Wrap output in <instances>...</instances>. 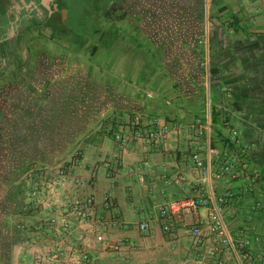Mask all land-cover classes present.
<instances>
[{"label":"crops","instance_id":"crops-1","mask_svg":"<svg viewBox=\"0 0 264 264\" xmlns=\"http://www.w3.org/2000/svg\"><path fill=\"white\" fill-rule=\"evenodd\" d=\"M135 115L170 133L122 147ZM78 149L58 202L34 195ZM227 192L230 244L203 208L165 228V204ZM86 199L91 219L58 239L51 223ZM243 240L264 264V0H0V264H37L42 246L83 264H247Z\"/></svg>","mask_w":264,"mask_h":264},{"label":"built area","instance_id":"built-area-1","mask_svg":"<svg viewBox=\"0 0 264 264\" xmlns=\"http://www.w3.org/2000/svg\"><path fill=\"white\" fill-rule=\"evenodd\" d=\"M128 126L130 128V137H127L124 134L123 128L116 135V141L120 143L122 147H125L129 144L130 139L133 138L137 141L147 142V143H160L165 140L168 136L169 129L166 127H161L156 131L150 130L143 124L142 118L138 115L131 117L128 120ZM84 159V153L82 150H75L69 160L68 164H64L63 167L59 170L58 174L51 178L46 184L41 186L39 190H35L34 195H46L49 197L50 202L57 201V193L61 189H65L68 184V175L67 173L71 168L78 167ZM193 165L200 170L201 176L204 179L205 183L210 178V169L207 163L198 154L193 155ZM144 167L146 169L152 170L153 165L150 162H145ZM222 173H232L235 172L236 166L233 163L227 162L221 165ZM144 182V178L141 179ZM75 183L78 185L80 180H75ZM167 184V180L165 181ZM156 184H153V188H156ZM234 197V194L227 192L224 195H221L215 201L211 200L209 197L200 196L186 198L179 200L173 203H167L160 209L161 217L167 219L170 224L165 228L169 230L173 223L174 218L182 213L184 210L196 211L200 208L206 209L208 211V235L220 236L221 242L224 245L230 244L228 237H226L225 227L222 222V212L223 207L228 203L230 199ZM92 199H86L83 201H70L65 205V212L62 218L61 225H55L53 221L52 228L55 231L56 237L58 239L63 238L68 233L74 230V227L83 226L88 219L92 217ZM108 205V204H107ZM141 231L148 230V224L143 223L139 226ZM203 225H193L189 228L190 232L199 240L203 236ZM130 242L124 240L118 242L115 245V249L121 250L127 246ZM250 243L246 240L239 242L238 249L241 252V260L244 263L250 264L252 261L251 252L249 251ZM211 254H215V249L211 250ZM36 262L37 264H61V261L66 260L67 264H83L85 261H89V256L85 251H72L70 253H64L58 249H52L49 246H42L36 249ZM126 259L123 258V261ZM124 264H128L125 262ZM216 264H225L223 260H217Z\"/></svg>","mask_w":264,"mask_h":264},{"label":"trees","instance_id":"trees-1","mask_svg":"<svg viewBox=\"0 0 264 264\" xmlns=\"http://www.w3.org/2000/svg\"><path fill=\"white\" fill-rule=\"evenodd\" d=\"M114 128H117V125H116V123L114 124Z\"/></svg>","mask_w":264,"mask_h":264}]
</instances>
